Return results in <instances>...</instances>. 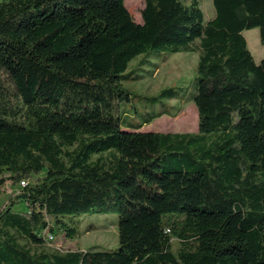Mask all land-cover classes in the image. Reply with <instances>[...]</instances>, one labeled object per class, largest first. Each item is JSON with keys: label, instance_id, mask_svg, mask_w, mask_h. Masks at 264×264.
Returning <instances> with one entry per match:
<instances>
[{"label": "trees", "instance_id": "16d2710c", "mask_svg": "<svg viewBox=\"0 0 264 264\" xmlns=\"http://www.w3.org/2000/svg\"><path fill=\"white\" fill-rule=\"evenodd\" d=\"M213 3L205 23L201 0H144L142 22L125 0H0V183L34 178L0 209V264H264V57L243 35L264 44V0ZM197 40L198 130L123 119L132 60ZM101 210L117 248L46 247Z\"/></svg>", "mask_w": 264, "mask_h": 264}, {"label": "rangeland", "instance_id": "374dc122", "mask_svg": "<svg viewBox=\"0 0 264 264\" xmlns=\"http://www.w3.org/2000/svg\"><path fill=\"white\" fill-rule=\"evenodd\" d=\"M186 3L189 0H184ZM125 4L137 22H142L141 10L144 7V0H125ZM201 8L204 13V22H208L215 16L216 10L213 0H201ZM256 61L264 57V44L261 42L259 28L254 27L243 31ZM199 40L194 44L193 51H154L144 53L135 57L130 63L132 72L129 78L124 80V85L131 91V99L122 105L127 115V121L134 125L144 122V120L161 110L169 114H164L156 118L151 123H145L140 131H161V132H188L198 130V108L193 99L195 94V74L199 57ZM142 61V63H139ZM0 89L6 92L7 98L16 100L15 90L7 77L2 76ZM171 87L176 97L164 99L158 93L162 88ZM157 96L152 103L153 97ZM164 100V101H163ZM138 112V113H137ZM135 130L133 128H127ZM26 183L34 178L24 179ZM22 181V180H21ZM20 184H14L11 179H6L0 183V209L8 202L11 196L20 191ZM25 204L16 206V209L24 208ZM74 225L78 234L69 237L65 232L47 236L46 247L50 249L65 250H86L115 249L119 245L118 216L115 212L105 210L92 211L75 218ZM23 242L24 240L21 239Z\"/></svg>", "mask_w": 264, "mask_h": 264}, {"label": "built area", "instance_id": "2783aa9c", "mask_svg": "<svg viewBox=\"0 0 264 264\" xmlns=\"http://www.w3.org/2000/svg\"><path fill=\"white\" fill-rule=\"evenodd\" d=\"M21 183H22V185L24 186V185L26 184V180H22ZM44 232L46 233V231H44ZM47 234H48L49 237H52V236H53V235L50 234V233H47ZM43 236H44V233H43ZM44 237H45L46 239H48L47 236H44Z\"/></svg>", "mask_w": 264, "mask_h": 264}, {"label": "crops", "instance_id": "0c3cea01", "mask_svg": "<svg viewBox=\"0 0 264 264\" xmlns=\"http://www.w3.org/2000/svg\"><path fill=\"white\" fill-rule=\"evenodd\" d=\"M258 62V61H257Z\"/></svg>", "mask_w": 264, "mask_h": 264}]
</instances>
